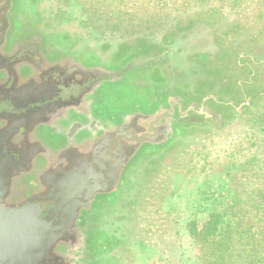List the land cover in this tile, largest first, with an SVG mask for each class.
I'll use <instances>...</instances> for the list:
<instances>
[{"label":"flooded vegetation","instance_id":"obj_1","mask_svg":"<svg viewBox=\"0 0 264 264\" xmlns=\"http://www.w3.org/2000/svg\"><path fill=\"white\" fill-rule=\"evenodd\" d=\"M77 3L0 0V165L20 167L5 200L55 240L41 264H119L124 224L174 183L184 145L259 113L264 58L194 59L172 50L174 35L102 39Z\"/></svg>","mask_w":264,"mask_h":264},{"label":"rangeland","instance_id":"obj_2","mask_svg":"<svg viewBox=\"0 0 264 264\" xmlns=\"http://www.w3.org/2000/svg\"><path fill=\"white\" fill-rule=\"evenodd\" d=\"M74 1L92 27L102 25L96 35L102 39L159 41L174 35L172 50L194 59L225 48L264 58V0ZM257 112L209 145H184L174 183H157L147 206L135 208L142 219L134 229L124 224L131 238L116 263L201 264L205 252L196 231L218 215L219 239L227 246L219 264H264V103Z\"/></svg>","mask_w":264,"mask_h":264},{"label":"water","instance_id":"obj_3","mask_svg":"<svg viewBox=\"0 0 264 264\" xmlns=\"http://www.w3.org/2000/svg\"><path fill=\"white\" fill-rule=\"evenodd\" d=\"M4 170L0 165V264H41L45 248L55 240L40 238L35 231L32 214L28 215L24 206H9L5 196L16 169ZM104 183V181H103ZM93 193L102 190L94 189ZM13 201V200H12Z\"/></svg>","mask_w":264,"mask_h":264},{"label":"trees","instance_id":"obj_4","mask_svg":"<svg viewBox=\"0 0 264 264\" xmlns=\"http://www.w3.org/2000/svg\"><path fill=\"white\" fill-rule=\"evenodd\" d=\"M220 224V216L211 215L203 227L196 231V235L199 237V242L205 252L201 264H219L220 259L218 256H220L221 252L225 253L227 246L223 240L219 239ZM253 262H259V259L253 260Z\"/></svg>","mask_w":264,"mask_h":264}]
</instances>
